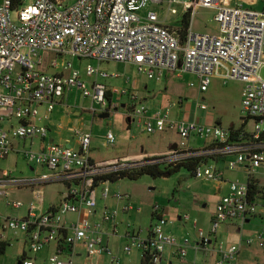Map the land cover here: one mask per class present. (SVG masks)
<instances>
[{"label":"built area","instance_id":"built-area-1","mask_svg":"<svg viewBox=\"0 0 264 264\" xmlns=\"http://www.w3.org/2000/svg\"><path fill=\"white\" fill-rule=\"evenodd\" d=\"M25 1L0 0V162L13 154L21 155L32 172L35 166L48 172L21 178L0 169V197L8 199L10 191L29 189L42 207L43 186L60 184L64 190L59 193L58 203L47 210L34 202L29 206L22 201L7 203L13 211L27 209L12 218L0 214V260L13 245V235L23 253L17 264H99L105 254L111 256L112 263L120 264L121 257L113 256L106 244L119 233V212L106 206L101 220L92 221L98 214V200L115 199L124 204L125 213H142L130 194L112 192L110 180L158 163L168 167L196 163L195 178L227 184L228 192L217 202L208 231L200 228L197 220L193 221L197 234L194 243L166 233L167 220L155 209V223L146 237L134 229L125 233L126 255L140 250L147 254L151 264H231L244 246L250 247L256 240L264 248V224L255 236L243 238L238 244L227 246L217 238L222 225L245 224L259 214L261 201L264 202V195L261 199L252 198L247 181L225 180V170H245L247 176L255 177L256 170L264 168V141H260L264 132V79L260 76L264 68V8H253L258 0H241L235 5L231 0H170L189 8L185 35L181 26L165 25L155 12L140 14L150 2L162 4L163 0H34L31 4ZM200 8L216 10L214 21L219 34L194 31ZM172 13L178 11L173 9ZM66 58L133 65L140 75L156 82H162L167 73L191 74L196 82L189 86L197 87L201 95L209 91L215 78H220L223 85L239 82L243 85V113L245 119L254 122V129L231 141L229 130L218 125L172 121L169 109L150 116L138 96L130 94L133 106L129 115L145 132L174 129L184 140L197 136L211 143L197 150L177 148L156 157L96 162L91 158L90 131L70 128L76 147L67 146L51 139L45 121L50 120L57 102L71 88L81 90L85 98L91 99L94 114L118 110L120 103L108 101L109 90L102 83L95 82L89 88L81 72ZM59 60L63 71L49 73L48 67L59 69ZM87 75L105 80L121 78L118 73L91 66ZM128 92L125 89L112 93L123 97ZM197 110H209L206 99L199 97ZM28 140L31 148L21 149V143L24 147ZM107 140L115 142L111 132ZM212 162H223L225 170L212 166ZM262 188L264 191V184ZM185 220L190 217L185 216ZM105 223L110 225L109 229L104 228ZM4 244L7 249L2 253ZM46 249L45 259L30 256ZM189 250L201 254L203 260L189 261Z\"/></svg>","mask_w":264,"mask_h":264},{"label":"rangeland","instance_id":"rangeland-1","mask_svg":"<svg viewBox=\"0 0 264 264\" xmlns=\"http://www.w3.org/2000/svg\"><path fill=\"white\" fill-rule=\"evenodd\" d=\"M34 0H26L25 4H31ZM162 4L150 2L147 7L140 12L141 15L152 11L155 12L160 20L170 27H180L185 14L188 12V6L183 3H170V0H163ZM188 2L189 0H181ZM241 0H231V4L240 3ZM247 5V4H246ZM254 9L262 10L264 8V0H258L253 6ZM176 9L177 14H173L172 10ZM216 10L212 8H200L194 23V31L197 33L219 34L218 24L214 21ZM16 16L13 14V19ZM41 55L48 59L49 55L41 52ZM67 62L73 64L75 70L81 72L82 80L91 88L95 82L106 85L109 89H118L119 91L128 90V95L121 97L123 105L118 110H113L109 113V117H101L102 114L94 115L91 112L92 101L90 98H85L82 91L77 88H72L65 96L62 105H57L54 112L50 115V120L45 121V124L50 125L52 132L50 136L55 139L56 143L67 145L71 142L75 147V142L72 139L73 135L69 128L83 129L92 133L93 142L91 145V154L96 162H104L111 160H119L141 153L142 148L148 151L170 149L174 144L181 148L188 146L194 149H201L210 141L209 139L191 136L190 139H182L177 132L167 130L163 133L149 134L144 131V127L132 122L129 124L127 115L131 111L133 103L130 94H136L139 101L149 109V115L163 110L170 111V119L172 121L189 120L190 114L196 112L198 102V88H191L189 85L196 82V78L190 74H184L179 78L176 73L168 74L162 82H156L140 75L137 68L133 65H125L123 63L109 62L99 63L96 60H79L66 58ZM62 60H59V69L48 67L49 73H60L63 71L61 67ZM91 66L95 69H100L107 72L118 73L120 79H97L96 76L87 75V68ZM260 76L264 79V68L260 72ZM127 78L130 82H127ZM132 91V92H130ZM242 91L243 85L232 81L228 85H223L220 81H216L209 92L202 95L201 98L206 99V103L211 110L214 120L219 121L220 127L228 130L231 127L240 128L246 118L242 109ZM119 96V95H117ZM180 98L186 99L182 108L179 105L170 107L172 103L177 104ZM44 109H41L43 111ZM78 113L79 115H75ZM17 124V121H14ZM212 125V126H213ZM254 122L247 120L245 130L252 132ZM115 137V142L111 144L107 140L109 133ZM21 143V149L29 150L31 148V140ZM214 167H219L220 164L212 162ZM35 172L31 171L30 165L21 155H11L7 160L0 162V169L10 171L11 176L21 178H34L37 175H45L48 171L39 166H35ZM255 176L264 182V169L256 170ZM227 177L232 180L239 179L245 181V175L242 172L227 171ZM217 184L207 182L202 179L191 176L186 170L182 169L170 176H162L154 178L150 175L141 176L137 180L124 179L116 183H111L112 192L128 193L132 196L133 203L142 208V213L134 212L125 213L123 211V203L115 199L108 201L98 200V214L92 218V221H100L101 215L106 206L111 210H118L117 217L118 235L110 237L109 247L113 256H120V264H141L143 252L134 250L132 254L126 255L124 247L128 243L125 238V233L128 230L134 229L136 233H141L142 237L148 235V231L155 221L152 220V214L155 209L160 212L168 210L169 213L164 215L167 220V225L164 227L166 233L174 234L178 238H189L192 243L196 241L197 234L192 223L198 220L199 226L204 227L206 231L210 228V217L215 212L216 196H222L224 192L216 190ZM45 193V204L41 206L29 189L18 191H10L8 199L0 197V214L4 217H17L25 213L27 207L21 212L13 211L7 206L9 201H22L26 206L32 202L37 207L44 210L51 204L58 203L59 193L64 190L60 184H49L43 186ZM263 210L260 209V213ZM19 214V215H20ZM189 216L190 220H185V216ZM182 221H179V218ZM263 220L254 218L250 224L243 227L242 233H239L236 228L242 226L239 222L222 225L218 230V241L224 242L226 245L237 244L241 237L248 238L253 233L261 230ZM181 223L182 226L179 224ZM105 229H109L108 223L104 224ZM142 231V232H141ZM13 245H11L4 258L0 260V264H17L18 259L22 257V248L15 243V237L11 235ZM238 256L237 260L231 264H264V248L260 250L246 249ZM250 248V247H248ZM31 257L38 260L48 257V249L38 255L30 254ZM194 257V252L189 250L188 259ZM83 261V260H82ZM176 262V260H174ZM99 264H117L112 263L111 256L105 254Z\"/></svg>","mask_w":264,"mask_h":264},{"label":"crops","instance_id":"crops-1","mask_svg":"<svg viewBox=\"0 0 264 264\" xmlns=\"http://www.w3.org/2000/svg\"><path fill=\"white\" fill-rule=\"evenodd\" d=\"M126 65V64H125ZM168 74H174V73H167L166 75H168ZM177 75H178V77L179 78H182L183 77V75L184 74H186V73H183V74H178V73H176ZM165 75V76H166ZM191 75V74H190ZM193 76V75H192ZM194 77V76H193ZM165 78V77H164ZM128 79L129 78H127V82H130V79H129V81H128ZM164 80V79H163ZM216 81H220L221 83H222V81H221V79L220 78H215L214 80H213V82H212V85L210 86V88H209V91H210V89H211V87L213 86V85H215L216 84ZM236 82V81H235ZM239 83V82H238ZM241 84V83H240ZM93 85V84H92ZM194 88H197V87H194ZM72 89V88H71ZM70 89H68V90H66V91H69ZM108 90H109V92H108V94H107V99H108V101L109 102H119L120 103V105L122 106V107H125V105H123V99L121 98V96H117L118 94H113L112 92H114L115 90H118V89H114V90H112V89H109L108 88ZM208 91V92H209ZM130 92H132V91H130ZM68 92H66L65 93V96H66V94H67ZM198 93V99H199V97L201 98V94L199 93V92H197ZM65 96H64V98L62 99V100H60V101H58L57 102V105H62L63 104V101H64V99H65ZM201 99H203V98H201ZM205 99V98H204ZM184 101H186V99H183V98H180V100L178 101V103L177 104H175V103H172L171 104V106L170 107H173V106H176V105H179L181 108H182V106H183V104H184ZM141 102V101H140ZM56 105V106H57ZM197 106H195V108H196ZM56 108V107H55ZM42 109H44V108H42ZM160 111H163V110H160ZM92 112V111H91ZM93 113V112H92ZM109 113H111V111H109V112H106V113H100V114H102V116L101 117H103V118H105V117H109ZM94 114V113H93ZM97 114V113H96ZM96 114H94V115H96ZM108 114V116H105V115H107ZM75 115H79L78 113H76ZM213 120H214V117H213V114H212V112H211V110H207V111H201V110H196V112H194V113H192V114H190V119H189V121H196L198 124H204V125H207V126H212L213 125ZM127 121L129 122V124H131L132 122H134L133 121V119L130 117V115L128 114L127 115ZM177 121V120H176ZM178 121H180V120H178ZM219 121H216V123H214V125H218V126H220V124L218 123ZM49 126V128H50V130H51V132H52V128H51V126L50 125H48ZM70 129V128H69ZM168 130H172V131H175L176 132V130H174V129H168ZM159 133V132H158ZM163 133V132H162ZM51 137V136H50ZM51 139L52 140H54L55 141V139L54 138H52L51 137ZM72 139L74 140V138L72 137ZM92 142H93V138H92ZM209 143H211V140L210 141H208V143L207 144H205V145H209ZM70 145H72V143L71 142H68L67 143V146H70ZM73 146V145H72ZM175 146V147H174ZM75 147H76V143H75ZM174 147V148H173ZM177 148H181V147H179V145H177V144H174L170 149H166V150H162V151H160V150H152V151H148L147 149H144V148H142V150H141V153H137V154H135V155H128V156H125V157H127L126 159H136V158H140V157H142V156H148V157H156V156H158V155H162V154H165V153H168V152H170V151H173V150H176ZM186 148H191V149H194V148H192V147H190V146H188V147H186ZM195 150H197V149H195ZM91 158L95 161V159L93 158V156H92V154H91ZM220 165H219V167L220 168H222V169H224L225 170V164L223 163V162H221V163H219ZM264 169V168H263ZM227 171H229V170H225V180H227V181H229V180H232V179H230L229 177H227ZM230 172H233V171H230ZM234 172H236V171H234ZM238 172H242V173H244V175H245V178H246V180L245 181H247V173H246V171L245 170H243V171H238ZM255 178L256 179H258L256 176H255ZM237 180H239V179H237ZM259 181H260V179H258ZM260 183H261V185H263L264 184V182L262 183L261 181H260ZM217 184V183H216ZM216 190L218 191V192H224V194L223 195H225L227 192H228V185L227 184H217V187H216ZM222 195V196H223ZM222 196H216V198H217V200H216V204H217V202L219 201V199L222 197ZM262 206H264V202L263 201H261V207H260V209L261 210H263V212L262 213H260V209H259V214L256 216V217H254V218H260L261 220H263L264 221V207H262ZM215 208H216V206H215ZM169 213V211L168 210H165V211H163V212H161V215H165V214H168ZM214 215V213L211 215V217H210V219H209V221H210V225H211V219H212V216ZM254 218H251V219H249L245 224H242V226H239V227H237L236 228V230L239 232V233H242V231H243V227H245V225H248V224H250V222L252 221V219H254ZM179 221H182V218L180 217L179 218ZM197 222H198V220H197ZM181 226H182V224L181 223H179ZM263 224H264V222H263ZM192 226H193V223H192ZM198 226H199V222H198ZM200 227V226H199ZM194 228V227H193ZM200 228H204V227H200ZM195 230V229H194ZM257 232H259V230L257 231ZM256 232V233H257ZM256 233H253L254 235H251V236H255L256 235ZM168 234H170L169 232H168ZM174 235V234H173ZM218 238V237H217ZM241 239H243V237H241ZM110 240V239H109ZM109 240L108 241H106V244L109 246ZM239 242H240V239H239ZM238 242V243H239ZM224 243V242H223ZM237 243V244H238ZM225 244V243H224ZM226 245V244H225ZM233 245V244H232ZM227 246H230V245H227ZM245 247H247V246H244L242 249H241V251H240V254H239V256L242 254V251H243V249L245 248ZM246 249H255V251L256 250H260V249H262L260 246H259V244H258V242H257V240H256V242L252 245V246H250V248H246ZM193 251V250H192ZM194 252V257L192 258V259H188L189 261H193V260H198V261H202L203 260V256L201 255V254H196L195 253V251H193ZM189 256V255H188Z\"/></svg>","mask_w":264,"mask_h":264},{"label":"trees","instance_id":"trees-1","mask_svg":"<svg viewBox=\"0 0 264 264\" xmlns=\"http://www.w3.org/2000/svg\"><path fill=\"white\" fill-rule=\"evenodd\" d=\"M187 27H188V14H185L184 19H183L182 24H181V30H182L183 35H185ZM244 121H245V123L240 128L236 129L234 127H231L230 129H228L230 132V135H231V138H230L231 141H237L239 134L246 131L245 125L247 123V119H244ZM260 141H264V132L261 135ZM158 159L159 158H152L150 160H158ZM196 165H197L196 163H186V164H181V165H178L175 167L174 166L168 167V166H165L163 164L158 163V164L150 165L147 167H143L141 169H137L134 171V173L122 175L121 177L111 179L110 181L112 183H116V182H118L120 180H124V179L137 180L141 176H144V175H150L154 178H158V177L164 176L165 174L170 176L174 173L179 172L182 169L186 170L191 176L194 177ZM247 182L249 185L250 194H251L252 198L253 199H255V198L261 199L262 195H264V191H263V188H262L260 181L258 179H256L255 177L248 175L247 176ZM154 216H155V213L153 212L152 220H154ZM6 249H7V245H5V244L2 245V248H1L2 253ZM141 264H151L150 258L147 256L146 253H144L142 255Z\"/></svg>","mask_w":264,"mask_h":264},{"label":"water","instance_id":"water-1","mask_svg":"<svg viewBox=\"0 0 264 264\" xmlns=\"http://www.w3.org/2000/svg\"><path fill=\"white\" fill-rule=\"evenodd\" d=\"M105 116H108V114H107V115H105ZM244 119H245V118H243V120H244ZM174 147H175V146H174ZM174 147H173V148H174ZM164 176H169V175L165 174Z\"/></svg>","mask_w":264,"mask_h":264}]
</instances>
